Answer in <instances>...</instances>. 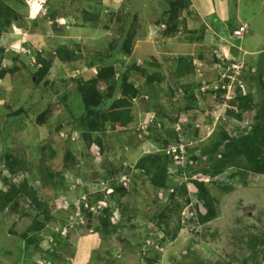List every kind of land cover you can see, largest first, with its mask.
<instances>
[{"label": "rangeland", "instance_id": "1", "mask_svg": "<svg viewBox=\"0 0 264 264\" xmlns=\"http://www.w3.org/2000/svg\"><path fill=\"white\" fill-rule=\"evenodd\" d=\"M3 2L14 13H3L11 24L0 37L8 50L0 57V189L25 179L46 209L18 198L0 210V264H50L44 251L53 264H151L155 254V264H264V174L242 155H228L253 137L264 157V0H226L229 15L241 16L224 19L221 0H210L217 12L205 18L190 0ZM199 3L207 10V0ZM37 58L50 67L32 65ZM220 71L234 76L229 84ZM98 73L107 81L96 82V91L80 92L72 80L86 86ZM121 75L140 95L125 129L106 122L92 133L103 147L100 161L85 140L93 125L84 106L110 105L105 98ZM41 152L50 158L41 162ZM156 156L174 163L159 191L151 183ZM14 160L24 161V173L17 165L16 175L9 171ZM106 164L111 176L125 175L124 192L108 194ZM193 180L212 197L210 221L200 219L197 193L183 191Z\"/></svg>", "mask_w": 264, "mask_h": 264}, {"label": "trees", "instance_id": "2", "mask_svg": "<svg viewBox=\"0 0 264 264\" xmlns=\"http://www.w3.org/2000/svg\"><path fill=\"white\" fill-rule=\"evenodd\" d=\"M189 5V4H187ZM6 13V15H13L14 11L7 5L4 4L3 0H0V37L1 34L3 33V26L4 25H10L11 21L8 19L5 21H2V15L3 13ZM85 23H89L86 19H84ZM58 54H63L62 51H58ZM66 52V51H65ZM70 53V52H69ZM27 54V50L25 51V56ZM8 56L4 49H0V57L1 56ZM40 57V56H37ZM41 58V57H40ZM52 58V57H51ZM50 58V59H51ZM58 58L64 60L65 62H72L70 56H67L65 54H63V56H59ZM11 59V58H10ZM177 62L180 63L179 66V73L184 75L187 73V68L185 64H182L183 59H178ZM190 62V61H189ZM41 63L44 65H41ZM184 63V62H183ZM35 67H38L39 65L41 66V68L43 70L48 69V67H50L51 62L48 61V63L44 64L43 62H40L39 58H37L36 63L34 64ZM191 66V64L189 63V67ZM108 68V73H110V71H112V67L107 66ZM106 68V69H107ZM74 70V69H73ZM76 70V69H75ZM114 71V70H113ZM97 76V75H96ZM76 84L77 87L79 89L80 92H83L84 90H95V83L99 82L101 83L102 81H107V79L104 77V75L102 73H98V76L93 79L91 82L87 83L86 86H83L81 82H79L78 79L74 78L72 79ZM118 91L120 93V97H116V95H118ZM140 95V90L139 88L135 85V83L128 81V77L121 75L119 78V81L116 82L115 85H113L111 87V91L110 94H108L106 96V101L104 103L107 102H112L110 105L108 104H101V101L98 100L97 103L100 104H90V102H88V100L85 103V110L87 112H89V118L88 120L91 119V123L93 125V128H89L87 127V131H84L86 133H84L85 136V140L87 142L88 145V150L91 152L92 155H94V153L98 154L95 155V158L97 157V160L103 161L102 159V146L100 144V142H97V138H92V133H99L103 130V127L105 126L106 122H109L112 124V126L119 130V129H125L127 127V125H129L132 121V108H133V100H135V98H137ZM190 98H187L188 101H190L193 97H192V93L189 95ZM194 96V94H193ZM245 97H249L250 93L248 91V94L244 95ZM95 98V97H93ZM102 99V96H101ZM233 103L231 101L230 105L233 106ZM190 107V105H189ZM232 109H228L227 113L233 116H238L235 115V113H233V111H231ZM84 115V114H83ZM84 118H81L79 121L81 123V121H83ZM92 127V126H91ZM253 130H255V127L253 128ZM251 144L253 143L254 145H258L255 144L254 138L251 137ZM254 141V142H253ZM177 142V141H176ZM252 145L249 146H245L244 148L239 149L238 146H234L231 148V150L228 152L229 156L235 157V156H240L242 155L247 162H249L251 164V171L256 173V174H264V157L262 156V151L260 149V147H253ZM260 144L264 145V141L260 142ZM102 147V148H101ZM6 152V149L5 151ZM53 153V152H52ZM69 153H67L68 155ZM171 155H173L171 153ZM11 155L8 154V152L5 153V158L7 160H9L11 157ZM167 156V155H165ZM68 157V156H67ZM50 157H46V155L44 154V152H41V157H40V161L41 162H45L49 159ZM171 159V160H170ZM167 161V160H166ZM75 160L71 159L69 161V163H66V169L67 170H72V168H74V164ZM140 162H138L134 167H136L137 169H141L140 167H137V165ZM174 164L172 161V157L170 156V158L168 157V163L164 164L161 163V158L156 156L155 161L152 163V168L154 169L153 171L155 172L152 175L151 178V183L152 185L155 187V189H157L158 191L161 189H165L167 188V184L170 182L168 181L169 179V174L167 172L166 175V171L168 170L169 165ZM17 165L18 166V170L22 173L25 172V163L24 161H18V160H14L11 165L9 164V171L12 174L17 173V168L15 170H12L11 167ZM107 166V164H106ZM107 170H108V166H107ZM121 171V170H120ZM108 172V173H107ZM107 180L110 181V185L113 184V186H111L112 189V193H118L119 191H125L127 189V184H124L123 182L120 181V179L122 177H124L123 174H118L117 176H111L112 174H110L111 172H109V170L107 171ZM160 173H163V175L161 176ZM50 177H53L52 175H50ZM192 183L196 186V188L198 189V193L195 195L200 201H201V205L202 207L205 209V214L202 215L201 211H199V216L200 219L204 222L206 221H210L211 219L215 218L216 216V209L213 205L212 202V197H209L208 191L207 189L204 187V185L201 182L195 181L193 180ZM183 191L185 193L188 194V187L185 185L183 187ZM111 193V194H112ZM18 198H24V199H29V201L32 203V205H34L36 210L42 211L46 209V205H44V203H42V201L40 200V198L37 196V193L35 191V189L33 188L32 185H30L28 183L27 180H22L19 183H17V185H12L10 186V189H6V191H3L2 189H0V210L5 209L7 206H9L8 204L11 202H15L16 199ZM103 199L102 196H97L96 199ZM110 198V197H109ZM105 211V213L107 212V208L103 209ZM83 214L87 213V209H82ZM108 214H106L107 218ZM102 217H104V215H102ZM109 218V216H108ZM97 219H102L100 217H97ZM154 221L156 223L157 226H160V221L156 220L154 218ZM153 221V222H154ZM90 224L88 225V227H93L91 224V221L89 220ZM39 223V222H38ZM36 222V226L39 227V224ZM97 227V226H96ZM38 230L37 227H33L31 226V228L28 229V231H33V229ZM40 229V228H39ZM22 237L24 239L27 240V242H33L32 238L28 237V233L26 234H22ZM52 242V241H51ZM44 259L49 262L50 264H53L52 262V257L53 254L51 255V253H49V251H44ZM158 255L155 254V256L153 257V260L151 261V264H155L158 261ZM150 264V263H149Z\"/></svg>", "mask_w": 264, "mask_h": 264}, {"label": "crops", "instance_id": "3", "mask_svg": "<svg viewBox=\"0 0 264 264\" xmlns=\"http://www.w3.org/2000/svg\"><path fill=\"white\" fill-rule=\"evenodd\" d=\"M191 1V5L189 6L190 10L194 13H196L198 16H200L201 18H205L207 16H209L210 14H213V12H217L216 9L213 10L215 8V6L211 7V3H210V0H207V3H208V8L207 10H203L204 6L202 7L199 3V0H190ZM213 4H214V0H212ZM222 2V3H221ZM221 10H219V16L220 18L224 19L226 17H231V15L233 14H237V16H241V13L239 12H233L231 15H229V6L226 2V0H221ZM242 18H245V16L243 15ZM12 34V33H11ZM10 34V35H11ZM6 52H8L6 49H5ZM5 61L7 62L8 59H5ZM84 264H87L86 261Z\"/></svg>", "mask_w": 264, "mask_h": 264}, {"label": "built area", "instance_id": "4", "mask_svg": "<svg viewBox=\"0 0 264 264\" xmlns=\"http://www.w3.org/2000/svg\"><path fill=\"white\" fill-rule=\"evenodd\" d=\"M243 31H244V28H243V27H240L239 32L242 33ZM230 69L232 70V72H235V74H237V73H236V70L238 69V67H237L236 64H231ZM235 76H236V75H235ZM232 77H234V76H231V75L228 76V75H226V72H221V73H220V78H221L222 80H224L225 78L229 80V81H228V84H229V82L231 81ZM228 84H227V85H228ZM239 86L241 87L243 94H245V90H244V88H243L244 86H243L242 84H239ZM223 88H224V86H221V89H223ZM179 149H180V151H182V147H181V146L179 147ZM174 158H175V160L179 159L177 156H175ZM99 206H100V202H99Z\"/></svg>", "mask_w": 264, "mask_h": 264}, {"label": "clouds", "instance_id": "5", "mask_svg": "<svg viewBox=\"0 0 264 264\" xmlns=\"http://www.w3.org/2000/svg\"><path fill=\"white\" fill-rule=\"evenodd\" d=\"M238 32H239V30H238ZM240 33V32H239ZM242 34V33H241ZM15 50V49H14ZM8 51V50H7ZM17 52V51H16ZM7 54V53H6ZM4 60H5V58H4ZM0 62L2 63V61L0 60ZM32 65H34V64H32ZM1 66H4V64H1L0 65V72H2V67ZM35 66V65H34ZM222 72H225V71H222ZM220 73H221V71L219 72V76H220ZM226 75H228L229 76V71H226ZM225 80V83H226V80H228V79H224ZM223 81V80H222ZM229 81V80H228ZM227 81V82H228ZM245 94H247L246 92H245ZM244 94V95H245ZM175 149V151L174 152H172V154H173V157H175V156H177L179 159L181 158V156H180V153H178L177 151L179 150V152H180V149L179 148H174ZM179 159H177V160H179ZM125 176V175H124ZM125 178V177H124ZM125 180V179H124ZM120 181H121V179H120ZM122 182V181H121ZM108 193V192H107ZM112 193V190H109V193L108 194H111ZM101 201V200H100ZM203 208V207H202ZM103 210V209H102ZM45 262H46V260H45ZM47 263V262H46Z\"/></svg>", "mask_w": 264, "mask_h": 264}, {"label": "water", "instance_id": "6", "mask_svg": "<svg viewBox=\"0 0 264 264\" xmlns=\"http://www.w3.org/2000/svg\"><path fill=\"white\" fill-rule=\"evenodd\" d=\"M187 187H188V190L190 193H198L199 192L198 189L196 188V186L192 183H189ZM201 211H203L202 207H201Z\"/></svg>", "mask_w": 264, "mask_h": 264}]
</instances>
